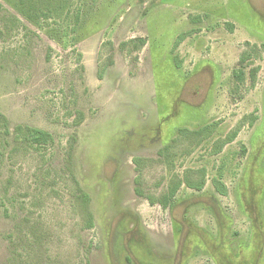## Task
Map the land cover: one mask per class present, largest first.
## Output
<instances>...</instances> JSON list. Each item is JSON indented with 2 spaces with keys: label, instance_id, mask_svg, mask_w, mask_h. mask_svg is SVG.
I'll list each match as a JSON object with an SVG mask.
<instances>
[{
  "label": "rangeland",
  "instance_id": "374dc122",
  "mask_svg": "<svg viewBox=\"0 0 264 264\" xmlns=\"http://www.w3.org/2000/svg\"><path fill=\"white\" fill-rule=\"evenodd\" d=\"M262 44L264 0H0V264H128L133 225L165 263L175 218L181 264H264Z\"/></svg>",
  "mask_w": 264,
  "mask_h": 264
},
{
  "label": "flooded vegetation",
  "instance_id": "af4514ba",
  "mask_svg": "<svg viewBox=\"0 0 264 264\" xmlns=\"http://www.w3.org/2000/svg\"><path fill=\"white\" fill-rule=\"evenodd\" d=\"M164 75H162V77L160 76L159 78L161 79V81H163L164 80ZM195 88V87H194ZM186 104H188L189 106L191 105V106H195L196 105V103H193V102H186ZM135 157H133L132 158V162H133V159H134ZM134 163V162H133ZM135 164V163H134ZM136 165V164H135ZM186 187H189V188H192V189H195L196 191H199V190H201V188H196V187H191V186H189L187 183H183ZM213 186H214V184H213ZM214 189H215V191L217 192V193H219L217 190H216V188H215V186H214ZM177 190V189H176ZM176 190H175V192H176ZM175 192H174V194H175ZM174 194L171 196V198L168 200V202H167V204L165 205V206H163L161 203H158L161 207H163V208H165V209H167V210H171L172 209V205L171 204H173V198H174ZM220 194V193H219ZM221 195V194H220ZM224 196V195H223ZM163 198L164 197H162L161 198V200H163ZM173 211V210H172ZM130 214V213H129ZM175 218V217H174ZM175 220L177 221V223H179L181 226H180V230H179V232L180 233H178L179 235H176V241H175V246H174V249H173V251H172V255H171V257H172V259L170 260V261H168V262H165L164 263V261H162V260H158V261H153V260H149V259H147L148 257H150V255L147 253V250H145L144 249V246H136L137 245V243H138V235H139V237H141L142 238V232H141V228L139 229V227H138V229H137V227L135 228V225H133L131 228L130 227H127V229H122V230H124V231H122L123 232V235H127V237L128 236H130V238H127L126 239V242L124 241L123 242V245H121V246H123V249H124V251L126 252V257H125V260H124V262H127L128 264H181L182 263V260H179V258H180V256H182V253H183V248H181V241L183 240V224L181 223V221H179L177 218H175ZM134 221V219L131 217V215H125L122 219H121V223H120V226H121V224H127V225H130L131 224V222H133ZM122 235V233H121V235H120V232H117V230H115V233L113 234V244L115 245V243H116V241H118L117 239H118V237H122L123 236ZM134 235H136V237L134 238ZM187 235H189V234H187ZM114 236L116 237V239H115V241H114ZM187 237V236H186ZM196 237L199 239L200 238V236L196 233ZM124 239V238H123ZM200 240H201V238H200ZM202 241V240H201ZM116 246L117 245H115L114 246V253H116L117 251H116ZM135 247V249H137L138 248V250L140 249V251H142V254H141V256H142V261H139L136 257H134L133 256V254H134V248ZM142 249V250H141ZM208 253H210V252H208ZM114 255V254H113ZM135 255V254H134ZM115 262H116V264H119L120 262H119V260L117 261V260H115Z\"/></svg>",
  "mask_w": 264,
  "mask_h": 264
},
{
  "label": "trees",
  "instance_id": "16d2710c",
  "mask_svg": "<svg viewBox=\"0 0 264 264\" xmlns=\"http://www.w3.org/2000/svg\"><path fill=\"white\" fill-rule=\"evenodd\" d=\"M137 41H139V43L143 46L145 44V39L144 38H137L135 39ZM248 44V43H247ZM262 46H264V44H262ZM243 63V59L240 58L239 61H238V64L241 65ZM176 67H179V64H176ZM257 69L258 67L256 68H253V69H250L249 71V76H250V79L252 81V83L255 81V73L257 72ZM234 74V77L236 78L237 81H241L243 80L244 78V72H243V69H240L238 72L237 71H234L233 72ZM38 140V138H37ZM133 162L137 165V162H138V159L137 158H134L133 159ZM189 186L191 187H196V188H201L202 187V183H198V184H193V183H187ZM216 190L221 194V195H226L227 192H226V189L220 184V183H217V182H214L213 183ZM178 185L177 186H174L168 193L167 196H165L163 198V200H159V199H153L151 197H146V199L148 200V202L150 204H153V203H161L163 206H165L168 202V200L171 198V196L174 194L175 190L177 189ZM135 193L140 195L141 192L139 191V189H135ZM86 197V195H84ZM93 225V222H92V217L90 215V218H89V222H88V225L87 227H92Z\"/></svg>",
  "mask_w": 264,
  "mask_h": 264
}]
</instances>
